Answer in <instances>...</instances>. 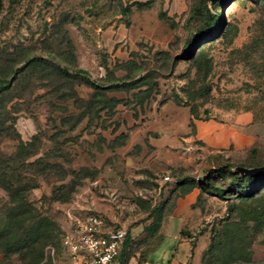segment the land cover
<instances>
[{
	"label": "rangeland",
	"instance_id": "374dc122",
	"mask_svg": "<svg viewBox=\"0 0 264 264\" xmlns=\"http://www.w3.org/2000/svg\"><path fill=\"white\" fill-rule=\"evenodd\" d=\"M140 2L0 0V228L12 182L29 186L35 210L25 215L45 218L54 240L40 264H66L60 229L88 212L126 230L122 264H191L179 242L200 244L212 227L232 239L231 257L246 244L247 264L263 260L264 192L246 202L203 194L183 235L173 209L177 191L208 170L264 163V0ZM213 14L223 24L209 35ZM111 36L121 39L113 48ZM79 69L101 86L94 96ZM194 118L243 127L255 141L209 148L190 138Z\"/></svg>",
	"mask_w": 264,
	"mask_h": 264
},
{
	"label": "trees",
	"instance_id": "16d2710c",
	"mask_svg": "<svg viewBox=\"0 0 264 264\" xmlns=\"http://www.w3.org/2000/svg\"><path fill=\"white\" fill-rule=\"evenodd\" d=\"M145 3L135 1L137 6H143ZM216 9H218V7ZM219 16H223L222 12L219 14ZM216 19V15L213 14L210 16L206 27V34L210 35L213 32H217L221 28L223 24L222 19L218 25H215L214 23ZM201 37L203 36L201 35ZM199 39H197V41H189L187 43V52L189 49H192L193 45L199 42ZM34 61L35 59L28 60L26 64L30 65ZM59 69L63 74L70 76V74H68L64 69ZM17 72L18 70H14V74ZM75 77L78 78L80 84L93 90V96L101 88L99 84L90 78L89 74L85 70H77ZM5 89L6 85L0 84V92ZM250 151L255 152V147H251ZM261 167H264V163H252L247 165L238 163L234 165L225 164L208 170V174L204 180H199L197 182L199 194L196 201L192 205L193 213H195V209H197V205L199 204L198 202L203 194L223 198L225 200H229L234 195V198L240 200L241 202H246L258 197V195L261 193L263 194L264 173L249 174L239 170L241 168L251 170ZM226 173H228L229 177L231 178V182L223 184L221 182L222 185L217 184L219 182H216V180L220 177H224ZM177 181L175 182L176 184H181V182ZM4 183L5 184L3 185L9 192L13 206L7 212V221L5 225L0 228V254H2L3 258L13 254H20L21 257L19 261L21 264H40L44 260L43 249L49 244L52 245L54 242L52 236L44 230V223L46 219L38 218L35 220L33 215H30L31 217L25 215L27 212L31 213L35 210L33 204L26 200L23 193V191L29 188L27 184H19L16 186L12 182ZM192 187L193 186H186V188L177 192L178 194L184 196L191 191ZM228 194L232 196L228 197ZM226 209L227 213L231 212L232 205L228 204ZM65 231L66 230L60 229V238L58 244L60 245L61 249H63L61 238ZM224 231L222 232L221 230H216V228L213 227L209 228L207 232V243L200 255V264H247L252 262L250 258V250L246 244L239 245L240 249L237 257H231V254L228 252L233 246V241L230 237L229 241L224 239ZM179 234L183 235L182 229H180ZM204 234H206V232H200V235ZM245 241L247 240L245 239ZM127 243L128 234L126 233V238L123 242V247L118 257L121 264L125 256L123 252L128 247ZM191 245L194 246L195 242H193ZM125 259L128 262L129 258L126 257Z\"/></svg>",
	"mask_w": 264,
	"mask_h": 264
},
{
	"label": "built area",
	"instance_id": "2783aa9c",
	"mask_svg": "<svg viewBox=\"0 0 264 264\" xmlns=\"http://www.w3.org/2000/svg\"><path fill=\"white\" fill-rule=\"evenodd\" d=\"M164 180L170 178L165 176ZM126 233L123 227L111 225L98 213L71 216L68 229L61 238L66 264H121L118 257ZM53 251L51 248L52 254Z\"/></svg>",
	"mask_w": 264,
	"mask_h": 264
},
{
	"label": "crops",
	"instance_id": "0c3cea01",
	"mask_svg": "<svg viewBox=\"0 0 264 264\" xmlns=\"http://www.w3.org/2000/svg\"><path fill=\"white\" fill-rule=\"evenodd\" d=\"M131 1L140 2L145 0ZM120 41L121 39H113V36H111V38H109L106 43L109 48H113L115 44ZM193 125L195 128V133L193 136H190V138L194 141H201L207 147L212 149L225 150L230 145H233L234 148H242L246 145H251L255 141L254 137L248 133L245 128L239 127L237 125L224 124L214 119H193ZM198 193L199 189L197 187H193L189 193L182 197L179 196L176 199L175 207L173 209V216L175 218H173V220H175V223L178 221V224L180 225L178 232L181 228L186 226L188 229L190 228L193 219L191 216L193 214L191 205L196 201ZM199 236L203 237V241L200 244L198 241H195L194 246L185 240L179 242L181 248H178V255L183 256L186 253V255L188 254L189 256H192L193 259L191 264H200V255L207 243L206 234ZM252 264H264V259L257 260Z\"/></svg>",
	"mask_w": 264,
	"mask_h": 264
},
{
	"label": "water",
	"instance_id": "95a60500",
	"mask_svg": "<svg viewBox=\"0 0 264 264\" xmlns=\"http://www.w3.org/2000/svg\"><path fill=\"white\" fill-rule=\"evenodd\" d=\"M239 170L242 171V172L249 173V174L264 173V167L251 169V170L241 168Z\"/></svg>",
	"mask_w": 264,
	"mask_h": 264
}]
</instances>
